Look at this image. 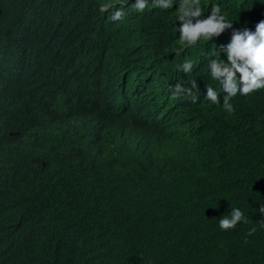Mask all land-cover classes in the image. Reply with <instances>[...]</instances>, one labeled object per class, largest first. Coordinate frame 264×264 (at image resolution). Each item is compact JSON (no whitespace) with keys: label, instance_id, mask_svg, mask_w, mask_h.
<instances>
[{"label":"trees","instance_id":"obj_1","mask_svg":"<svg viewBox=\"0 0 264 264\" xmlns=\"http://www.w3.org/2000/svg\"><path fill=\"white\" fill-rule=\"evenodd\" d=\"M114 1L0 0V264H264V0Z\"/></svg>","mask_w":264,"mask_h":264},{"label":"clouds","instance_id":"obj_2","mask_svg":"<svg viewBox=\"0 0 264 264\" xmlns=\"http://www.w3.org/2000/svg\"><path fill=\"white\" fill-rule=\"evenodd\" d=\"M165 3L166 6L164 7ZM176 5L181 6L183 10V15L177 13V18L185 20L191 26V31L194 28H198L199 33L207 35L206 31L200 29V27L204 19L210 16L214 9L210 8L209 5L205 8L203 0H161L158 4L157 0H117L108 5H102L99 9L108 15V19L117 21L123 20L129 14L141 15L154 9H173ZM257 27L260 42L254 55L256 63L262 72V79H264V18H259ZM208 89L212 92L209 85ZM263 91L264 80L246 78L230 92L238 97H249Z\"/></svg>","mask_w":264,"mask_h":264},{"label":"water","instance_id":"obj_3","mask_svg":"<svg viewBox=\"0 0 264 264\" xmlns=\"http://www.w3.org/2000/svg\"><path fill=\"white\" fill-rule=\"evenodd\" d=\"M0 14H1V10H0Z\"/></svg>","mask_w":264,"mask_h":264}]
</instances>
